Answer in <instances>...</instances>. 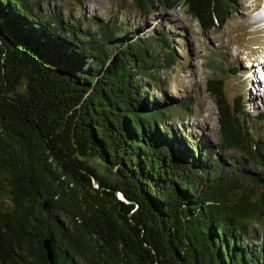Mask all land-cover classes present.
Returning a JSON list of instances; mask_svg holds the SVG:
<instances>
[{
    "label": "trees",
    "instance_id": "1",
    "mask_svg": "<svg viewBox=\"0 0 264 264\" xmlns=\"http://www.w3.org/2000/svg\"><path fill=\"white\" fill-rule=\"evenodd\" d=\"M41 3L0 0V264H264V113L210 80L219 140L195 138L172 123L190 101L167 94L171 32ZM133 3L204 31L238 6Z\"/></svg>",
    "mask_w": 264,
    "mask_h": 264
},
{
    "label": "rangeland",
    "instance_id": "2",
    "mask_svg": "<svg viewBox=\"0 0 264 264\" xmlns=\"http://www.w3.org/2000/svg\"><path fill=\"white\" fill-rule=\"evenodd\" d=\"M262 1L237 0L238 6L224 24L209 31L202 30L199 21L184 7L166 10L156 4L153 12L143 15L133 0H42L40 9L43 13L75 18L81 14L86 18L95 15L100 22L115 17L127 18L131 26L141 24V29L149 33L158 26L166 28L173 34L174 42L183 45L177 48L182 62L171 71L167 94L187 97L190 101V113L176 115L172 123L179 129V124L186 125L195 138L218 143V107L209 91L210 80L223 81L226 96L233 105L244 95L252 115L264 113V70L255 74L258 66L264 63V26L260 22L264 19L254 23L260 13L252 9ZM259 133L264 134V120ZM253 227L262 239L264 226L256 224Z\"/></svg>",
    "mask_w": 264,
    "mask_h": 264
},
{
    "label": "bare ground",
    "instance_id": "3",
    "mask_svg": "<svg viewBox=\"0 0 264 264\" xmlns=\"http://www.w3.org/2000/svg\"><path fill=\"white\" fill-rule=\"evenodd\" d=\"M252 9H253V11H254L255 13H260V15H259L260 17H259V18H258V17H255V18H254V20H253L254 23H256V22H258V21L264 19V14H262V13L264 12V1H262V2L259 3L258 5L256 4V6L253 7ZM262 15H263V16H262ZM261 17H262V18H261ZM260 22H261V23L263 24V26H264V21H260ZM263 70H264V63L258 66V68H257L256 71H255V74L258 75L259 72H262ZM253 81H254V80H253ZM255 84H256V83H255ZM253 86H254V84H253Z\"/></svg>",
    "mask_w": 264,
    "mask_h": 264
},
{
    "label": "water",
    "instance_id": "4",
    "mask_svg": "<svg viewBox=\"0 0 264 264\" xmlns=\"http://www.w3.org/2000/svg\"><path fill=\"white\" fill-rule=\"evenodd\" d=\"M46 249L48 250V254H49V258L51 261H53L54 257H53V252L52 249L50 247V241H46Z\"/></svg>",
    "mask_w": 264,
    "mask_h": 264
}]
</instances>
